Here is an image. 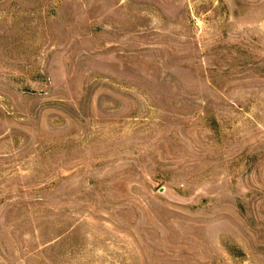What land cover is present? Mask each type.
<instances>
[{"label": "rangeland", "instance_id": "1", "mask_svg": "<svg viewBox=\"0 0 264 264\" xmlns=\"http://www.w3.org/2000/svg\"><path fill=\"white\" fill-rule=\"evenodd\" d=\"M0 264H264V0H0Z\"/></svg>", "mask_w": 264, "mask_h": 264}]
</instances>
